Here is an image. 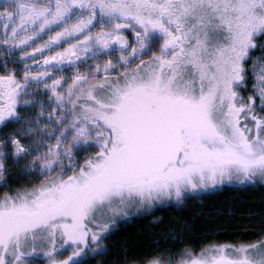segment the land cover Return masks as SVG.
Returning <instances> with one entry per match:
<instances>
[{"label": "snow or ice", "instance_id": "obj_1", "mask_svg": "<svg viewBox=\"0 0 264 264\" xmlns=\"http://www.w3.org/2000/svg\"><path fill=\"white\" fill-rule=\"evenodd\" d=\"M257 183L264 0H0V264H96L118 219ZM141 259L264 264V237Z\"/></svg>", "mask_w": 264, "mask_h": 264}, {"label": "trees", "instance_id": "obj_2", "mask_svg": "<svg viewBox=\"0 0 264 264\" xmlns=\"http://www.w3.org/2000/svg\"><path fill=\"white\" fill-rule=\"evenodd\" d=\"M262 219L264 185L260 183L191 194L179 204L118 221L103 241L109 255L97 258L96 264H144L142 257L161 252L171 256L183 248L199 252L213 243L253 242L264 237Z\"/></svg>", "mask_w": 264, "mask_h": 264}, {"label": "rangeland", "instance_id": "obj_3", "mask_svg": "<svg viewBox=\"0 0 264 264\" xmlns=\"http://www.w3.org/2000/svg\"><path fill=\"white\" fill-rule=\"evenodd\" d=\"M125 34L129 36V39L132 38V34H131V32H126ZM44 39H47V37H44ZM37 43H39V41H38ZM65 46H66V45H65ZM17 55H18V54H17ZM260 55H262V53L260 52L259 49H256V50L253 51V54H252L253 57H258V56H260ZM36 60H37V62H39V61L41 60V57H40V56H37V57H36ZM251 63H252V61L249 60V61L247 62V65L250 66ZM40 70H42V69H39V68H34V69H33V71H40ZM67 71H68L67 69L64 70L65 74H67ZM53 78H55V77H53ZM49 82H50V81H49ZM15 170L18 172V169H16V168L11 169V171H12L13 173H14ZM13 186H15V184H14ZM16 186H19V183H18V185H16ZM225 186H227V185H225ZM221 187H223V186H221ZM221 187H218V188H221ZM218 188H217V189H218ZM3 190H6V189H0V191H3ZM215 190H216V189H215ZM209 191H214V190H209ZM209 191H206V192H209ZM190 195H191V194H190ZM170 203H175V202L173 201V202H168V203H165V204H157V205H154V206L151 207V208H147V207H145L144 209L141 210V212H140L139 214H134V215H132V216H130V217H133V216H139V215H143V214H146V213H150L151 211H153V210L156 209L157 207H159V206H164V205H167V204H170ZM130 217H127V218H130ZM124 219H126V218L118 219L117 222L120 221V220H124ZM116 224H117V223H116ZM113 228H114V227H113ZM67 254H68V253H65L64 255L66 256ZM36 264H45V262H44V261H39V260H38V261L36 262Z\"/></svg>", "mask_w": 264, "mask_h": 264}]
</instances>
